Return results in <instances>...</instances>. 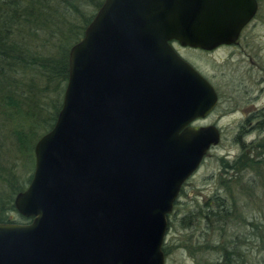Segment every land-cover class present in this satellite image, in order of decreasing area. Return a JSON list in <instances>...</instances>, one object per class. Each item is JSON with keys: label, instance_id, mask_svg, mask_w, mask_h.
<instances>
[{"label": "water", "instance_id": "1", "mask_svg": "<svg viewBox=\"0 0 264 264\" xmlns=\"http://www.w3.org/2000/svg\"><path fill=\"white\" fill-rule=\"evenodd\" d=\"M255 0H102L67 52L52 127L0 223V264H164L167 217L220 139L212 86L180 55L234 45Z\"/></svg>", "mask_w": 264, "mask_h": 264}, {"label": "trees", "instance_id": "2", "mask_svg": "<svg viewBox=\"0 0 264 264\" xmlns=\"http://www.w3.org/2000/svg\"><path fill=\"white\" fill-rule=\"evenodd\" d=\"M101 1L0 0V142L5 149L0 154L12 158L7 164L0 160V223L28 221L16 214L12 201L30 180L33 144L52 127L60 108L68 49L93 16L86 17L82 9L87 4L96 11ZM25 159L30 167L20 172ZM219 162L226 177L218 179L221 193L179 220L181 228H199L194 240L190 236V258L193 264H264V218L240 210L231 191L233 183L245 181L264 159L241 153ZM255 177L252 172L241 184L248 196L255 191L250 184ZM162 252L167 254L164 243Z\"/></svg>", "mask_w": 264, "mask_h": 264}, {"label": "rangeland", "instance_id": "3", "mask_svg": "<svg viewBox=\"0 0 264 264\" xmlns=\"http://www.w3.org/2000/svg\"><path fill=\"white\" fill-rule=\"evenodd\" d=\"M255 1L256 14L243 28L234 45L219 48L212 53L173 46L180 57L212 86L217 95V103L212 112L204 120L194 122L193 126L213 125L220 139L179 191L170 214V227L164 238L167 249L164 264H193L190 258V236L194 240L199 228H181L179 220L213 194L221 193L218 179L226 177L219 160L230 162L241 153L254 160L264 159V0ZM94 11L87 4L82 9L86 17L93 15ZM0 150H5L1 142ZM0 155L4 164L12 159L5 157L4 153ZM29 167L30 162L25 159L19 171L23 172ZM252 172L256 177L250 184H255L256 188L248 196L241 191V184H246ZM14 173L19 174L17 169ZM260 181H264V163L250 171L245 181L231 185L232 196L242 206L240 210L254 214L257 220L264 218V186L259 184ZM11 219L15 220L13 215Z\"/></svg>", "mask_w": 264, "mask_h": 264}, {"label": "flooded vegetation", "instance_id": "4", "mask_svg": "<svg viewBox=\"0 0 264 264\" xmlns=\"http://www.w3.org/2000/svg\"><path fill=\"white\" fill-rule=\"evenodd\" d=\"M246 27V26H245ZM176 44H174L173 43V46H175ZM225 47H227V46H221V47H218V48H216V49H214V50H212V51H209V52H205V53H212V52H214V51H216L217 49H219V48H225ZM175 49V48H174ZM192 50H197V49H192ZM198 51H201V50H198ZM202 52H204V51H202Z\"/></svg>", "mask_w": 264, "mask_h": 264}]
</instances>
